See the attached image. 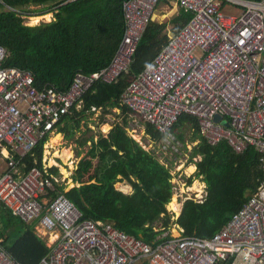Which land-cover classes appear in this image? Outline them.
Wrapping results in <instances>:
<instances>
[{"label": "built area", "instance_id": "1", "mask_svg": "<svg viewBox=\"0 0 264 264\" xmlns=\"http://www.w3.org/2000/svg\"><path fill=\"white\" fill-rule=\"evenodd\" d=\"M159 1L124 2L125 32L112 62L90 75L77 73L67 90L51 84L36 87L30 70L5 66L9 52L0 45V211L4 206L34 225L50 248L37 264H264V179L212 237L165 232L151 245L111 222L84 218L77 205L56 190L61 182L50 168L27 170L26 158L57 132L65 115L82 105L96 80L110 83L128 70ZM176 3L192 13V19L122 95L140 119L164 134L156 149L152 143L143 147L173 179V172L182 176L193 163L178 159L187 145L177 140L175 128L187 113L198 118L210 145L225 140L238 154L255 148L264 169V0ZM3 241L0 264H21Z\"/></svg>", "mask_w": 264, "mask_h": 264}, {"label": "trees", "instance_id": "2", "mask_svg": "<svg viewBox=\"0 0 264 264\" xmlns=\"http://www.w3.org/2000/svg\"><path fill=\"white\" fill-rule=\"evenodd\" d=\"M125 1L0 0V45L9 52L5 66L30 70L38 88L51 84L60 90L69 89L77 73L90 75L111 63L125 32ZM48 10L55 11V20L35 26L24 24L23 16ZM192 17V13L182 9L172 21L174 35ZM166 27L167 23L159 25L150 21L132 56L130 68L110 83L96 80L82 97V108L75 106L63 117L64 125L58 128L65 138L73 139L81 131L82 121L95 112L93 107L102 109L101 120L112 109H120L122 121L115 123L108 137L100 135L95 141L90 128L81 131L78 143L85 146L91 142V147L74 175V181L80 185L68 192L63 186H56V190L65 193L84 218L111 222L117 230L151 245L171 227L173 215L167 205L173 195L172 176L152 152L142 149L129 134V117L134 112L123 103L122 95L138 72L166 44L167 37L163 34ZM186 121L200 130L197 117L187 113L179 117L176 126L181 127ZM143 127L151 142L162 140L163 134L151 124L144 123ZM195 137L201 143L194 149V157L202 156L197 177L207 183L208 198L204 203L186 201L175 223L183 228V236L210 238L256 193L264 179V169L261 154L255 148L238 154L225 140L212 146L198 132ZM47 142L48 138L42 140L26 158L27 170L43 169ZM49 171L59 177L58 168L52 167ZM118 182H127L133 193L117 190ZM0 224V239L21 264H37L50 252L37 236L34 225L17 219L4 206ZM15 225H21L15 228L16 233L12 227Z\"/></svg>", "mask_w": 264, "mask_h": 264}, {"label": "rangeland", "instance_id": "3", "mask_svg": "<svg viewBox=\"0 0 264 264\" xmlns=\"http://www.w3.org/2000/svg\"><path fill=\"white\" fill-rule=\"evenodd\" d=\"M30 9H41L40 7H31ZM174 9H178L176 6L173 8ZM44 11L41 13H35V14H31V15H26L23 16V20H24V24L28 25V26H35V25H40L41 23H48L51 22L53 20H55L54 18V14L55 11ZM171 12V10H170ZM170 12L168 11V15L170 14ZM50 15V18L46 19L43 18L45 15ZM42 18L39 22L36 23V21H34L35 18ZM153 17L155 16V13L153 15ZM171 15L169 17V20L171 19ZM159 18H153L154 21H159ZM168 20V21H169ZM167 23V22H166ZM118 112L119 109L118 108H114L112 109V113L108 114L106 116V121H104V124H100V115L102 113L101 111H97L94 115L89 116V118L85 119L84 122L88 124V127L91 128L92 131H94L95 137H98V134L104 133V132H108L109 129L112 127V124L114 122H119L121 121V117L118 116ZM134 119L131 121V123L128 125V132L129 134H133L135 139L137 140H141L142 145H146L147 144V139L146 135L144 133L143 128L140 126V118L137 117L136 115L133 116ZM83 122V121H82ZM105 128H107L108 130H105ZM86 129V126L82 125L81 131H84ZM104 129V130H103ZM81 131L77 132V135L75 138L73 139H64V135L62 133H58L61 134L62 137V141H60L57 144H51V140L54 137V135H52V137L49 139V141L46 143L45 147H44V157H43V165L45 167L48 168H52V167H57L59 169V176L58 177L60 179L61 182V186H63L65 188V190L69 191L71 190L74 186H79L78 183H75L74 181V175L76 173V170L78 169V164L81 160V158L85 157L87 155V151H88V147H81L80 144L78 143V139L80 137ZM183 132V138L185 141V144L187 145V148H183V151H181V156H178V159H182L183 161H188L187 164H189L190 162V158H194V149L197 147L196 143H194L193 137H194V132L191 131L189 128H185L184 130H182ZM57 134V133H56ZM144 147H149V145L144 146ZM65 150H70L73 153V158L71 160L65 161L64 158H62L61 156L63 155V151ZM199 160H202V157L199 158L197 157ZM175 161V158L173 160V163ZM55 162V163H54ZM174 165V164H173ZM173 168H175L173 166ZM187 171V170H186ZM185 170L180 173L182 176H179L178 174H175V172H173L175 179H173V181L176 183L177 190L178 193H181L185 196V198H192V199H198L201 197V199H205L206 198V189H203L202 192H197L195 191L194 188H196V184L197 182H199L201 180L202 184H203V180L202 179H197L196 181H193V184L191 185V189H188L187 186L184 187V183L185 182ZM188 173V172H187ZM126 182L123 183H116L115 187L116 189L119 191H122L126 194H130L132 192V188L129 185H126ZM206 186V185H205ZM130 187V188H129ZM195 193H198V196L195 197ZM203 193V194H202ZM201 195V196H199ZM176 198L177 202H178V198H177V194L173 195L172 200ZM172 203V201H171ZM171 203H169L167 205V210L169 211V213L172 216V222L170 224V232L174 234V230H177L178 233H180L179 227L177 226V224L175 223V221L178 218V215L180 214V211L182 209V203L179 202V204L181 206H179V211H175L173 209H169V206L171 205ZM181 208V209H180ZM18 219V218H17ZM2 224H0L1 227ZM14 233H16L15 228H20L21 225H15L12 226ZM159 225L156 224V230H158ZM175 235V234H174ZM12 242V241H11Z\"/></svg>", "mask_w": 264, "mask_h": 264}, {"label": "crops", "instance_id": "4", "mask_svg": "<svg viewBox=\"0 0 264 264\" xmlns=\"http://www.w3.org/2000/svg\"><path fill=\"white\" fill-rule=\"evenodd\" d=\"M175 5H170L168 2H166V1H163V2H161V3H159L158 5H157V7H156V9H155V16L156 17H153V18H159L158 20L159 21H154L153 19V21L154 22H156L157 24H159V25H164V24H166V22H167V27H166V29L164 30V37H167V39L165 40V45L163 46V48L162 49H164L166 46H167V44L169 43V41H170V39L174 36V33H173V26H175V24H173L172 23V21L173 20H175L176 18H177V16L179 15V13H180V11L182 10V8L178 5V3H174ZM177 7L178 9H174L173 10V8L174 7ZM170 10H171V12H170ZM168 11L170 12V14L168 15ZM170 15L172 16L171 17V19L169 20V17H170ZM169 20V21H168ZM144 33V32H143ZM143 35V34H142ZM166 35V36H165ZM124 36V35H123ZM142 37V36H141ZM141 39V38H140ZM121 43H122V41H121ZM120 43V44H121ZM120 46V45H119ZM159 52V51H158ZM113 60V59H112ZM152 61V60H151ZM150 61V62H151ZM112 62V61H111ZM148 64V63H147ZM146 64V65H147ZM145 65V66H146ZM108 66V65H107ZM129 68H130V66H129ZM128 68V69H129ZM82 108V105L78 108L79 110ZM119 109V108H118ZM102 109L100 108V109H98V110H96L94 113H93V115L97 112V111H101ZM120 109H119V112H118V116L119 117H121L120 116ZM102 113H103V111H102ZM102 113H101V115H102ZM110 113H112V111L110 112ZM109 113V114H110ZM101 115H100V118H101ZM108 114H105L104 115V119L103 120H101L100 119V124H104L105 122L104 121H106V116H107ZM134 115H131L130 117H129V123H128V125L131 123V121L134 119V117H133ZM196 117V116H195ZM198 119V118H197ZM121 121H122V117H121ZM121 121H119V122H121ZM199 121V120H198ZM115 123H117V122H114L113 124H112V127L109 129V131L108 132H104V133H99L98 134V137H95V134H94V131H90V135H94V139H95V141H97L98 139H99V137H100V135H103V137H108V133L111 131V129L113 128V126L115 125ZM144 123H146L145 121H143L142 119H140V126L143 128V130H144V127H143V125H144ZM61 125H64V122L62 121L61 123H60ZM59 124V125H60ZM59 125H58V128H59ZM82 125L83 126H86V129L87 128H90V127H88V124L87 123H85L84 122V120H83V122H82ZM200 125V124H199ZM185 128H189L191 131H193L194 132V137H193V142L194 143H196V145L198 146L200 143H201V141L199 140V139H196V137H195V135H196V132H198L199 134H200V137H203V135H202V133H201V130H199L198 131V129H197V127H195L194 125H193V123L192 122H190V121H186L183 125H181V127H177V128H175L176 129V132H175V135H176V138H177V140L178 141H180V142H182V143H185V142H183V141H185L184 140V138L183 139H181L180 138V135L182 134L183 135V132H182V130H184ZM85 129V130H86ZM91 129V128H90ZM104 130V129H103ZM127 130H128V127H127ZM159 132V131H158ZM56 133H62V132H59L58 131V129H57V132H55V133H53V134H51L50 135V137L48 138V141H49V139L52 137V135H54V134H56ZM159 133H161V132H159ZM63 134V133H62ZM163 134V133H162ZM64 135V134H63ZM132 135V137L135 139V137H134V135L133 134H131ZM146 135V134H145ZM88 137H89V135H88ZM146 138H148L147 137V135H146ZM164 138V134H163V137H162V139ZM64 139H67V140H69L68 138H65V135H64ZM140 145H141V147H142V149H144V150H146L143 146L144 145H142V143H141V140H137V139H135ZM147 142L148 143H150L149 142V138L147 139ZM159 142V141H158ZM158 142H156V143H154V142H152V144H153V146H155V149L157 148V144H158ZM46 145V144H45ZM185 145H188V144H185ZM82 148L83 147H88V150L90 149V147H91V142H88L85 146H81ZM146 151H148V150H146ZM88 152V151H87ZM149 152H151V151H149ZM197 157H199V158H201L202 156H197ZM196 157V158H197ZM83 158H81V160H82ZM80 160V161H81ZM201 160H199V162H200ZM79 165V164H78ZM192 166H194L195 168H196V171H195V173H192V174H189V173H187L188 172V169L190 168V167H192ZM57 168V167H56ZM197 169H198V163H195V164H193V165H190L187 169H185V173L184 174H186V175H188V177L187 176H185V182L187 183V185H188V188L189 189H191L190 187H191V185L193 184V181H196L197 179H199V177H197ZM78 170V169H77ZM76 170V171H77ZM187 170V171H186ZM58 171H59V169H58ZM60 173V172H59ZM60 177V176H59ZM190 179H192V182H191V184H189V180ZM76 183V182H75ZM120 183H123V182H120ZM127 183V182H126ZM199 183H201L200 184V189L201 190H203V189H207V187H208V185H207V183L203 180V184H202V182H201V180L199 181ZM79 184V183H78ZM80 185V184H79ZM126 185H129V184H126ZM206 185V186H205ZM130 186V185H129ZM204 186V187H203ZM203 187V188H202ZM74 188V187H73ZM72 188V189H73ZM130 188V187H129ZM132 188V187H131ZM119 190V189H118ZM65 191H67V190H65ZM70 191V190H69ZM122 192V191H121ZM198 192V191H197ZM124 193V192H123ZM133 193V189H132V192L130 193V194H132ZM199 193V192H198ZM124 194H126V193H124ZM207 198H208V196H206V200H207ZM174 199H176V198H174ZM173 199V200H174ZM173 200H172V202H173ZM195 202H198V201H196V199H195ZM175 211V210H174ZM178 212V211H177ZM181 214V213H180ZM180 214L178 215V217L180 216ZM177 224V226L179 227V230H180V232H184L183 231V228L178 224V223H176ZM166 232H170V230H168V231H166ZM171 233V232H170ZM171 234H173V233H171ZM174 235V234H173ZM178 236V235H177Z\"/></svg>", "mask_w": 264, "mask_h": 264}, {"label": "bare ground", "instance_id": "5", "mask_svg": "<svg viewBox=\"0 0 264 264\" xmlns=\"http://www.w3.org/2000/svg\"><path fill=\"white\" fill-rule=\"evenodd\" d=\"M43 18H46V19H48V18H50V15H45ZM42 18H35L34 19V21H36V23L37 22H39L40 20H41ZM42 21V20H41ZM105 130H108L107 128H105ZM60 141H62V137H61V134H55L54 135V137L52 138V140H51V144L53 145V144H57V143H59ZM62 158H64V160L65 161H68V160H71L72 158H73V153L70 151V150H65V151H63V155L61 156ZM55 163V162H54ZM195 171H196V168L194 167V166H192V167H190L189 169H188V173L189 174H192V173H195ZM200 184L201 183H199V182H197V184H196V188H194L195 189V191H198V192H202L203 190H201L200 189ZM204 187V186H203ZM202 187V188H203ZM169 209H173V210H175V211H179V206H178V204H177V199H174L173 200V202L171 203V205L169 206ZM174 234H175V236H177L179 233L177 232V230H174Z\"/></svg>", "mask_w": 264, "mask_h": 264}, {"label": "clouds", "instance_id": "6", "mask_svg": "<svg viewBox=\"0 0 264 264\" xmlns=\"http://www.w3.org/2000/svg\"><path fill=\"white\" fill-rule=\"evenodd\" d=\"M126 1H128V0H126ZM125 1V2H126ZM163 1H166V2H170V0H162V1H159L158 2V4L159 3H161V2H163ZM170 3H172V5H175L174 3H176V2H170ZM124 4V3H123ZM157 4V5H158ZM157 5H156V7H157ZM156 9V8H155ZM154 12H155V10H154ZM153 15H154V13H153ZM152 19H153V16H152ZM124 20H125V18H124ZM151 21H153V20H151ZM140 72V71H139ZM138 72V73H139ZM132 111V110H131ZM133 112V111H132ZM134 115H136L135 113H134ZM137 116V115H136ZM138 117V116H137ZM146 123H148V122H146ZM148 124H150V123H148ZM129 129V128H128ZM155 129V128H154ZM158 131V130H157ZM149 142L150 143H152L150 140H149ZM147 144H148V142H147ZM145 145V144H144ZM152 152V151H151ZM195 158V157H194ZM194 158H192V159H190V161H191V163H193V164H195V163H199V162H196L195 160H193ZM202 161V160H201ZM193 164H191V165H193ZM190 166V165H189ZM189 166H187V168L189 167ZM186 168V169H187ZM197 173H198V169H197ZM171 176H172V174H171ZM172 179H173V176H172ZM172 179H171V182H172ZM199 179H202L203 180V178H199ZM263 181V180H262ZM173 184V183H172ZM76 187H79V186H76ZM75 188V187H74ZM175 187H174V185H173V195H175V194H177V198H178V202H177V204H179V202H181L182 203V209H183V207H184V203L186 202V201H188V200H193V201H195V199H192V198H190V199H184V195H183V197H180L179 196V194H181V193H178V191H175V189H174ZM207 189H208V187H207ZM206 189V191H207V193H206V196H208V190ZM65 192H68V191H65ZM200 194V193H199ZM203 194V193H202ZM173 195H172V197H173ZM197 195H198V193H195V197H197ZM199 196H201V195H199ZM199 199H201V197L199 198ZM171 201H172V198H171ZM196 201H198L199 203H204L205 201H206V199H204V201H200V200H198V199H196ZM171 203V202H170ZM179 206H181L180 204H179ZM181 209V208H180ZM182 209H181V211H180V213L182 212ZM175 212V211H174ZM18 218V217H17ZM155 231H157L156 230V225H155ZM178 235H182V232H180ZM183 236V235H182Z\"/></svg>", "mask_w": 264, "mask_h": 264}, {"label": "water", "instance_id": "7", "mask_svg": "<svg viewBox=\"0 0 264 264\" xmlns=\"http://www.w3.org/2000/svg\"><path fill=\"white\" fill-rule=\"evenodd\" d=\"M219 119H220V116H217V117H216V120H219ZM74 187H76V186H74Z\"/></svg>", "mask_w": 264, "mask_h": 264}]
</instances>
